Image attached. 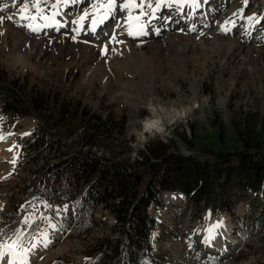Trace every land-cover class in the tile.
Returning a JSON list of instances; mask_svg holds the SVG:
<instances>
[{
	"label": "rangeland",
	"instance_id": "374dc122",
	"mask_svg": "<svg viewBox=\"0 0 264 264\" xmlns=\"http://www.w3.org/2000/svg\"><path fill=\"white\" fill-rule=\"evenodd\" d=\"M164 1L133 0L142 9L141 20H146L144 35L137 40H131L136 26L121 23L116 13L93 33L75 32L83 19L92 23L109 0L76 4L75 0H17L16 10L20 6L42 19L38 33L31 32L30 24L14 9L0 15V90L19 105L39 96L40 102L45 101L38 115L29 114L19 122L0 110V139L8 142L9 156L0 159V247L22 250L43 245L44 252L37 254L33 264H82L84 250L93 239L119 235L109 211L99 206L95 215L106 218L104 225L80 237L64 236L47 203L27 195L32 166L21 158V137L35 128L37 117L42 127L49 128V109L59 103L78 102L104 116L110 114L121 128H115L107 142L97 138L96 150L113 149L117 160L133 162L147 141L160 138L170 139L172 153L211 164L230 153L223 165H235L237 152L243 149L236 129L241 127L248 135L252 127L263 146L255 155L264 161V0H206L189 17V37L202 26L208 31L211 25L235 28L223 39L246 43L239 55L230 51L229 44L200 48L185 45L184 39L175 52L177 47L169 41L184 36L178 25L182 0ZM52 20L57 21L55 26ZM106 28H113V47L104 45ZM157 119L161 126L150 124ZM243 123L247 126H240ZM80 130L71 137L76 139ZM217 183L226 189L225 204L234 206L233 214L220 209L211 213L201 201L183 198L177 191L172 192L180 196L171 193L175 200L169 203L164 194L170 192L161 195L162 205L151 210L156 225L152 258L145 264L153 259L154 264H264V196L233 187L224 177ZM233 193L238 198L235 205ZM12 212L19 216L17 227L15 221H5ZM220 218L229 224L232 242L225 243L222 251L206 243V236L213 233L208 232V222ZM6 224L9 228L4 230Z\"/></svg>",
	"mask_w": 264,
	"mask_h": 264
},
{
	"label": "trees",
	"instance_id": "16d2710c",
	"mask_svg": "<svg viewBox=\"0 0 264 264\" xmlns=\"http://www.w3.org/2000/svg\"><path fill=\"white\" fill-rule=\"evenodd\" d=\"M8 94L0 90V110L16 122L43 110L38 109L45 103L40 102V96L19 105ZM49 111V128L42 127L37 117L35 128L21 137V158L32 166L27 195L47 203L51 219L64 236L80 237L93 227L104 225L106 218L95 215L99 206L109 211L119 232L115 238L93 239L84 250L82 264H145L152 252L150 234L155 225L148 206L161 204L163 191H177L194 202L201 201L211 213L220 209L231 214L234 206L225 204L227 191L217 183L222 177L233 187L259 191L264 196V161L255 155L263 146L252 127L248 135L243 128L236 129L243 149L237 152L235 165H223L230 153L220 155L214 164L172 153L170 139L160 138L147 141L139 157L130 162L117 160L113 149L96 150L97 138L103 137L107 142L112 138L110 133L121 128L110 114L104 116L78 102L74 106L59 103ZM66 129L70 133L65 134ZM78 129L81 130L73 139L71 136ZM231 201L232 205L238 202L235 193ZM18 220L13 212L5 217L7 222L15 221V227ZM8 228L6 224L3 229ZM154 263L153 259L149 264Z\"/></svg>",
	"mask_w": 264,
	"mask_h": 264
},
{
	"label": "bare ground",
	"instance_id": "6f19581e",
	"mask_svg": "<svg viewBox=\"0 0 264 264\" xmlns=\"http://www.w3.org/2000/svg\"><path fill=\"white\" fill-rule=\"evenodd\" d=\"M168 1L169 0H165L164 2L166 3ZM77 2H82V0H75L74 4H76ZM205 2H206V0H182L181 5L183 8V12H182V17L179 18V22H178L179 24L178 25L180 26V28L183 29L184 32L182 31V33L184 36L177 37V42L175 40L174 41L170 40L169 44L170 45L175 44V46L177 47V50H175V52L179 51V49H180V45H181V43L179 41L180 39H182V40L184 39L186 41V44L184 42L182 43L183 45L185 44L188 46V44L189 45L193 44V45H196L200 48H210L211 47V49H212V47H214V48L215 47H222V46L229 44L228 46L230 47V51L232 50V53H234L235 55H239L242 51V47H248L247 44L246 43H242V44L241 43H234L233 41L226 42L223 39V36L225 33L230 34L233 30H235V28L220 27L219 25H218V27H216V26L211 25V27L213 29L211 28L212 30L208 31V30H205V28H203V26L201 25L202 28L200 27L197 30H195V33L193 31V35H192L193 37L188 36V34H189L188 32H192V31L187 29V28H189L188 25L190 23L189 17L191 18V15L193 12L200 11L203 8L201 6ZM210 2H208V3H210ZM208 3H207V5H208ZM16 5H17V0H0V15L5 14L7 12L9 13L13 9L15 11L16 10L15 7H17ZM157 8H159L158 10L161 9L159 6H157ZM205 8H206V6H205ZM206 9H204V10H206ZM15 13L19 14V16L21 18L27 20V22L30 24L28 29L31 32H36L35 30L37 28H40V26L42 25L43 21L41 18H38L39 16H35V14L25 13L20 6H19V8H17ZM114 13H116L117 15H119L121 17V23H123V24L129 23V25L136 26V30L133 32V36H132L131 40H134V39L137 40V39H140L141 37H143L145 29H146L145 28L146 27V20H144V21L141 20L142 9L139 7L138 3H136V4L133 3V0H109V4L106 7V9H104V11L101 14L99 13L100 15H95L94 17H92V23H91V20H89V19L88 20L83 19L81 24H77L78 26L77 25L75 26L74 30L79 35H85L89 31L93 33V30L96 27L97 28L105 27L103 22H106L105 21L106 18H108V19L112 18L114 16ZM52 15L53 14H51L50 16L52 17ZM193 15H192V18L194 17ZM52 21H53V24L55 26L57 21L56 20H52ZM205 23H207V21H205ZM228 29H230V30H228ZM104 30L106 31L105 34L102 36V39L105 41L104 45H111L112 46L111 43H113V36L111 34H113V28H110V29L106 28ZM179 32H180V30H179ZM36 33H38V32H36ZM245 41H247V40H245ZM192 46H191V48H194V46L193 47ZM229 47H227V48H229ZM185 48H186V46H185ZM247 49H249V48H247ZM115 50L117 51V47L115 48ZM249 60H251V59H249ZM240 62H242V60ZM150 124L161 126V123L158 119L154 120L152 123L150 122ZM7 143L3 142V140L0 139V159H2V160H5V159L7 160L9 158L8 153L6 152V148H5V146H7ZM172 194H174V193H172ZM172 194H171V192L164 194V196L166 198V202L169 203L172 200H175V198L173 197ZM207 228H208V232H213V233L209 234L208 236H206L207 237L206 243H207V245L209 243V247H212L214 250L222 251L225 247V245H224L225 243L229 242V244H232L231 237H230L231 233H230L229 224L227 222L225 223L222 218L217 219L215 221H212V220L209 221L207 224ZM44 249H45V247H43V245L37 246V247L28 246L22 250H19L18 248L14 247V246H11V247H9V246L2 247L1 246L0 247V264H33L34 263L33 260H35L37 258V254L44 252Z\"/></svg>",
	"mask_w": 264,
	"mask_h": 264
}]
</instances>
